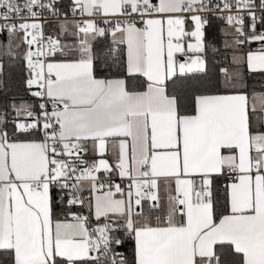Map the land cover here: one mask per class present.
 Here are the masks:
<instances>
[{
    "label": "snow or ice",
    "instance_id": "1",
    "mask_svg": "<svg viewBox=\"0 0 264 264\" xmlns=\"http://www.w3.org/2000/svg\"><path fill=\"white\" fill-rule=\"evenodd\" d=\"M0 264H264V0H0Z\"/></svg>",
    "mask_w": 264,
    "mask_h": 264
},
{
    "label": "trees",
    "instance_id": "2",
    "mask_svg": "<svg viewBox=\"0 0 264 264\" xmlns=\"http://www.w3.org/2000/svg\"><path fill=\"white\" fill-rule=\"evenodd\" d=\"M10 75L12 76V79H13L14 81H18L19 76H20V72L18 71V69L13 68V69H11V71H10ZM256 87L259 88V85H256Z\"/></svg>",
    "mask_w": 264,
    "mask_h": 264
}]
</instances>
